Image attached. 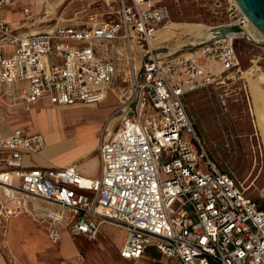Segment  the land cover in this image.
Instances as JSON below:
<instances>
[{
  "label": "built area",
  "instance_id": "built-area-1",
  "mask_svg": "<svg viewBox=\"0 0 264 264\" xmlns=\"http://www.w3.org/2000/svg\"><path fill=\"white\" fill-rule=\"evenodd\" d=\"M12 2L0 0V100L4 84L22 81L20 94L9 88L12 106L94 103L108 93L117 105L100 130L94 177L75 162L24 164L46 145L27 125L0 134V229L27 215L56 243L63 231L92 240L110 224L125 231L124 259L155 248L177 264H264V207L211 159L184 102L222 78L214 62L238 67L234 40L245 33L212 36L188 55L154 57L138 48L168 18L164 2L118 0L116 19L90 14L78 25L25 34L3 16ZM245 23L241 12L223 24Z\"/></svg>",
  "mask_w": 264,
  "mask_h": 264
},
{
  "label": "rangeland",
  "instance_id": "rangeland-1",
  "mask_svg": "<svg viewBox=\"0 0 264 264\" xmlns=\"http://www.w3.org/2000/svg\"><path fill=\"white\" fill-rule=\"evenodd\" d=\"M24 1L16 0L14 10L5 13L7 18L23 24L14 30L21 33L44 30L57 23L78 25L90 14L110 19L119 17L118 0H32L29 16H24L21 11ZM162 2L169 7L168 18L159 24L153 38L138 48L149 50L154 57L188 55L211 39L216 27L241 13L235 0H150L151 5ZM190 23L202 27L205 32L209 30V36L205 32L199 34L184 30L183 24ZM258 38L256 41L247 34L236 38L234 47L239 57L238 67L222 71V78L218 82L188 92L184 102L211 159L221 170L234 175L245 188V194L264 207V139L256 124V105L261 100L253 95L252 82L248 77L250 69L257 68L264 73V37ZM106 54L112 56V50L109 49ZM138 58L139 54L136 63H139ZM118 60L122 61V58ZM215 64L222 68L219 62ZM261 86L264 87V83ZM114 102L110 94L94 104L50 107L38 104L29 109L23 106L5 119L18 118V122L28 125L30 130L44 135L47 132L55 139L50 144H55L56 150L68 145L87 149L95 138L98 144L101 128L95 129L96 123L109 114ZM48 139L46 136V141ZM96 148L89 150L85 159L79 162L85 168L82 171L85 174L98 173ZM68 156L66 154L62 159ZM108 227H102L92 240L81 235L71 237L67 231H63L58 243H52L44 237L43 227L30 217L24 216L22 225L23 230L35 232L48 251H58V255L52 254L54 260H49V264H177L175 259L164 258L155 249L147 250L138 261L123 259L118 247L125 231L119 227ZM3 240L4 235L0 233L2 245Z\"/></svg>",
  "mask_w": 264,
  "mask_h": 264
},
{
  "label": "crops",
  "instance_id": "crops-1",
  "mask_svg": "<svg viewBox=\"0 0 264 264\" xmlns=\"http://www.w3.org/2000/svg\"><path fill=\"white\" fill-rule=\"evenodd\" d=\"M31 1L32 0H26V1H24V4L22 5L21 11H22L24 16H26V15L24 14L23 9L25 7L29 8ZM15 4H16V0H13L12 4L3 10V16H4L5 20L9 23V25L16 30L19 27L23 26V24H18L19 22H15V20L7 18L6 14H5L9 10L13 11ZM10 22H12L14 24V26H12ZM57 24H59V23H57ZM60 24H62V23H60ZM72 25H75V24H72ZM53 26H51V27H53ZM51 27H49V28H51ZM49 28H47V29H49ZM36 31L24 32V33H21L19 31H15V32L19 33V34H25V33H32V32H36ZM212 36H213V33H212L211 37ZM6 47L10 48V45H6ZM46 58L50 62L60 60V58L54 56L53 54L47 55ZM215 66H216V64L214 62L213 67L215 68ZM25 86H26V83L22 82V81H16L11 85L10 84H4L3 85L2 89H3L4 95H3V98L0 100V134H2V135L10 133L15 127L26 126V125L20 124L18 122V118L17 119H8V118L5 119L7 115H9L10 113H16L17 110H19L23 107V105H21V104H17V106H12L9 104L10 100H11V96L9 94V92H10L9 88L10 87L14 88L15 92L17 94H20L22 89ZM110 94L114 97L115 102L113 103L112 109L109 112V114H107L104 119H101L99 122L96 123L95 129H100V128L102 129L107 117L113 112V110L115 109V107L117 105V100H116V97L113 93H108L106 95V97ZM94 103L76 102L74 104H65V105L94 104ZM34 106H36V105H30L29 107H25V108L29 109V108L34 107ZM47 109L49 110V108H47ZM31 131H36V130H31ZM37 132H39V131H37ZM46 136L49 138L47 141H46ZM44 137H45V142H46L44 149L37 152V153L26 154L24 156V160H23L24 164H26V165H45V166H63V165H66L68 163L75 162L77 164L78 170L81 173H83L82 171H85V168H83L82 165L79 164V162H81L82 160L85 159V157L88 155L89 150L97 147V139L95 138L93 143H91V145L87 149H76L75 146L68 145L66 147H61V148L58 147V150H56V149H54L55 144H50V142H52V140H55V139L51 138L47 132H45ZM48 141H49V145L47 144ZM66 154H69V156L66 157L65 159H62V156L66 155ZM95 161L99 163L98 155L96 156ZM98 171H99V164H98ZM83 174H85V173H83ZM97 174L92 172L91 174H85V175L94 177ZM22 216L27 217V215H20L17 217H12L7 221L5 231H2L0 229V233L2 235H4L3 245L0 242V264H10L9 259L11 257L16 258L22 264H49L48 263L49 260H54V257L52 256V254L57 253V255H58V251L57 250L48 251L47 246L41 244V238L35 232L23 230L22 229V225H23V217ZM108 226L111 228L116 227V226H113L110 224H103L101 226V228L102 227L107 228ZM119 228H117V229H119ZM42 233H43L44 237L47 239L48 238L47 234L44 231H42ZM68 234L71 237L77 236V235H72L70 233H68ZM81 236H83V235H81ZM84 238L87 239L86 237H84ZM124 238H125V236H124ZM48 240H49V238H48ZM123 241H124V239H123ZM123 241H122V243H123ZM56 243H58V242H56ZM122 243L119 244L118 252H119V248L122 245ZM151 249H155V248H151ZM76 257H78V255Z\"/></svg>",
  "mask_w": 264,
  "mask_h": 264
},
{
  "label": "bare ground",
  "instance_id": "bare-ground-1",
  "mask_svg": "<svg viewBox=\"0 0 264 264\" xmlns=\"http://www.w3.org/2000/svg\"><path fill=\"white\" fill-rule=\"evenodd\" d=\"M246 18V17H245ZM185 26L184 30H191L194 32H198L199 34L205 32L206 30L202 29V27H198L196 24H183ZM242 31L247 34L249 37L252 39L258 41L259 38L258 36L264 37V34H262L255 25H253L247 18H246V23L241 26ZM206 36H209V30H207ZM204 33V34H205ZM212 33V32H211ZM203 37V36H202ZM261 39V38H260ZM262 41V40H261ZM215 69L217 71H224L222 68L215 66ZM254 70L256 74V78H252L254 75ZM249 78L251 79V89L253 92V95L261 100V103H258L260 106H257V113H258V119H257V127L261 132L262 139H264V87L261 86V83H264V73H261V71H258L257 68L255 69H250L249 72ZM253 80V81H252ZM55 109V108H54ZM51 110V109H50ZM54 112V111H53ZM76 142V141H75Z\"/></svg>",
  "mask_w": 264,
  "mask_h": 264
},
{
  "label": "water",
  "instance_id": "water-1",
  "mask_svg": "<svg viewBox=\"0 0 264 264\" xmlns=\"http://www.w3.org/2000/svg\"><path fill=\"white\" fill-rule=\"evenodd\" d=\"M235 2L243 15L264 34V0H235ZM230 31L241 32L242 28L238 24H223L213 30V37L222 38Z\"/></svg>",
  "mask_w": 264,
  "mask_h": 264
}]
</instances>
